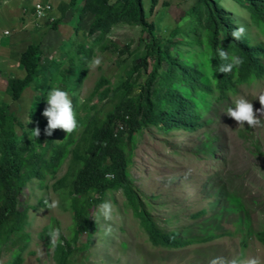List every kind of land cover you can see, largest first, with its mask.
<instances>
[{
	"label": "rangeland",
	"instance_id": "374dc122",
	"mask_svg": "<svg viewBox=\"0 0 264 264\" xmlns=\"http://www.w3.org/2000/svg\"><path fill=\"white\" fill-rule=\"evenodd\" d=\"M43 1L0 0V115L8 106L21 120L34 113L38 124L45 127L47 118L42 113L47 94L58 87L72 99L76 117L106 119L123 101L126 83H134L135 92L145 81V75L130 72L136 60L146 55L143 27L122 20L107 31L90 34L95 20L89 9L95 0H75L74 6L72 0H54L52 17L58 22L54 27L49 19H36V5ZM141 1L145 20L165 42H175L176 55L184 61H203L205 8L200 0H157L156 5L151 0ZM213 1L235 19L236 27L242 26L244 34L264 46V31L252 24L244 6L235 0ZM117 2H109L116 5L114 13L122 6ZM29 46L38 48L41 70L14 101L8 81L26 77L20 59ZM117 48L124 52L121 58ZM94 55L102 58V64L90 72L87 65ZM102 79L108 81L102 89L110 93L104 98L93 93ZM260 94H264V79L240 83L225 99L219 92L208 97V109L201 111L202 126L196 130L149 127L128 143L132 187L159 226L181 232L188 241L185 247L154 248L123 191H112L102 201L111 203V219L105 221L97 207L98 231L91 240L88 234L79 236L77 247L72 246V264H209L217 257L223 258L224 264L232 260L244 264L252 259L264 264V243L259 240L264 230V116H258L261 124L254 129L247 123L239 127L225 114L240 97L252 102L254 110L260 109ZM15 128L18 143H29L28 129ZM82 132L78 131L77 139ZM66 136L60 130L53 141L60 143ZM33 141L44 162H49L51 153ZM71 161L72 155L55 172L44 163L43 175L28 184L21 207L28 209L24 233L30 240H10L1 249L0 264H56L48 232L59 228L57 243L64 238L69 241L75 222L68 193L55 192L53 185L65 176ZM45 199L56 200L57 208L52 212L44 209ZM202 211L206 212L203 220L193 219ZM106 224L111 225L110 234L103 231ZM210 225L219 235L214 240H206L200 229ZM21 243L26 249L20 252Z\"/></svg>",
	"mask_w": 264,
	"mask_h": 264
},
{
	"label": "trees",
	"instance_id": "16d2710c",
	"mask_svg": "<svg viewBox=\"0 0 264 264\" xmlns=\"http://www.w3.org/2000/svg\"><path fill=\"white\" fill-rule=\"evenodd\" d=\"M200 1L205 8L203 20L206 38L204 58L198 62L195 58L182 60L174 52L175 42L172 39L165 42L158 36L155 26L147 23L144 18L141 0H119L117 3L122 6L116 9V13L112 11L116 5L110 4V0L92 2L89 11L95 21L90 28V34L98 32L99 29L107 31L111 25L125 20L142 26L143 33L147 36L146 55L137 59L130 71L145 75V81L135 92L134 83H126L123 101L106 119L91 116L82 120L78 116V129L70 135L67 134L62 142L56 144L53 140L59 135L60 129L54 130L52 136H46L44 129L47 125L40 126L34 113L29 115L27 120H21L8 106L1 113L0 258L2 247L10 240H30L24 233L28 209L21 207L28 184L43 175L44 163L55 172L70 155L72 161L69 169L64 177L54 183L53 189L57 193L66 191L70 197L69 207L75 222L74 235L69 241L64 238L54 246L53 258L56 264H72V246L77 247L79 236L88 234L91 240L97 233L98 226L94 216L96 209L106 193L112 191H123L128 207L140 221L149 243L154 248L174 250L188 244L181 232H168L157 224L148 213L147 205L132 187L128 173V143L149 127L167 131L173 128L194 131L202 126L201 111L208 109L209 96L219 92L220 97L225 99L238 84L248 83L254 78L264 79L263 44L255 42L246 34L238 41L233 40L231 33L236 28L233 21L235 19L228 16L217 2ZM235 1L250 12L252 24L264 31V0ZM151 2L156 5L157 0ZM74 4L75 0H72L71 5ZM57 23L54 21L53 26L56 27ZM221 47L228 50L230 56L237 55L243 61L230 74L219 73V65L226 63L218 55V49ZM117 51L118 58H121L123 50L117 48ZM37 54L38 48L29 46L20 59L26 77H12L8 81V91L14 101L20 98L23 90L40 73L41 60ZM107 83V80L102 79L93 93L102 98L109 96V91L102 89ZM120 123L125 126L120 127ZM17 125H20L24 132L28 129L31 134V137H28L29 143H18L15 128ZM37 126L41 134L35 142L31 130ZM81 129L82 135L77 139L76 135ZM32 141L51 153L49 162H44L43 155L35 150ZM205 214V211L199 212L193 219L203 220ZM200 229L205 233L206 240L219 237L213 232L215 226ZM259 240L264 243V230L259 235ZM20 246V252L26 249L25 244L21 243Z\"/></svg>",
	"mask_w": 264,
	"mask_h": 264
},
{
	"label": "clouds",
	"instance_id": "9594fccd",
	"mask_svg": "<svg viewBox=\"0 0 264 264\" xmlns=\"http://www.w3.org/2000/svg\"><path fill=\"white\" fill-rule=\"evenodd\" d=\"M245 32L242 26H237L231 33L233 40H240ZM218 55L221 60L226 63L219 65V73L230 74L233 69L243 63L242 59L237 55H229L228 50L223 47L218 49ZM102 64V58L94 55L93 58L88 62L87 69L91 71L100 67ZM257 99L261 105L260 109L254 110L253 103L244 97H240L234 101V107H228L225 114L235 120L239 127H244L245 123L251 128H256L261 124V119L258 116H264V94H260ZM47 106L44 109L42 115L47 118V126L44 129L46 136H52L54 130L60 129L66 132L68 135L75 132L79 125L74 112V106L72 99L66 91L61 90L58 87H53L47 94L46 98ZM32 122V121H31ZM30 122V123H31ZM35 138L39 137L41 130L39 126L31 130ZM58 142V141H56ZM44 209H49L51 212L57 208L58 202L56 200L49 201L44 200ZM43 209V211H44ZM112 205L110 202L105 201L98 207V215L102 216L105 221L111 219ZM103 231L105 234H110L112 231L111 225H104ZM61 230L59 228H53L48 232V236L51 238L50 245L55 246ZM209 264H224V260L221 257L214 258L209 261ZM230 264H238L236 260H232ZM244 264H258L255 259L248 260Z\"/></svg>",
	"mask_w": 264,
	"mask_h": 264
},
{
	"label": "built area",
	"instance_id": "2783aa9c",
	"mask_svg": "<svg viewBox=\"0 0 264 264\" xmlns=\"http://www.w3.org/2000/svg\"><path fill=\"white\" fill-rule=\"evenodd\" d=\"M53 2L52 0H45L36 5V19L39 22H42L40 20H47L49 19L51 22H54L55 19L52 17L53 12ZM109 179H113L112 176H108Z\"/></svg>",
	"mask_w": 264,
	"mask_h": 264
},
{
	"label": "crops",
	"instance_id": "0c3cea01",
	"mask_svg": "<svg viewBox=\"0 0 264 264\" xmlns=\"http://www.w3.org/2000/svg\"><path fill=\"white\" fill-rule=\"evenodd\" d=\"M52 2H53V4H54V0H52ZM35 13H36V12H35ZM7 33H8L7 31L2 32L3 35H7Z\"/></svg>",
	"mask_w": 264,
	"mask_h": 264
}]
</instances>
